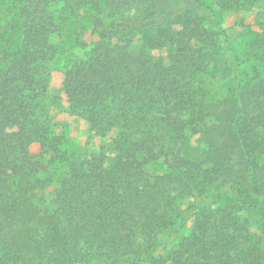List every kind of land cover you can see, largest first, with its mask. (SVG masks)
<instances>
[{"label": "trees", "instance_id": "trees-1", "mask_svg": "<svg viewBox=\"0 0 264 264\" xmlns=\"http://www.w3.org/2000/svg\"><path fill=\"white\" fill-rule=\"evenodd\" d=\"M0 1V264H264V35L223 49L201 0ZM63 33L87 155L47 114Z\"/></svg>", "mask_w": 264, "mask_h": 264}, {"label": "rangeland", "instance_id": "rangeland-1", "mask_svg": "<svg viewBox=\"0 0 264 264\" xmlns=\"http://www.w3.org/2000/svg\"><path fill=\"white\" fill-rule=\"evenodd\" d=\"M182 0H159V8L165 9ZM193 1V0H186ZM216 0H201L197 15L203 20V24L221 42L223 49V35L226 34L231 40L239 54L245 52L249 42L255 34L264 35V4L255 3L245 6L242 9L224 11L215 6ZM1 3V1H0ZM2 15L0 13V19ZM9 21V20H8ZM55 37L53 42L59 50V58L51 66L50 79L48 83L47 114L57 131L64 134L69 141V148L72 152L87 155L97 151L100 145L106 144V139L92 138L88 133L87 124L80 118L73 115L66 104L63 89L61 70L69 58L81 56L80 48L70 43L69 38ZM87 40H90L87 38ZM138 46L135 44L134 49ZM155 58H164V52H153ZM240 57V56H239ZM207 102L212 103L226 95L227 85L224 80L209 78L206 82Z\"/></svg>", "mask_w": 264, "mask_h": 264}]
</instances>
